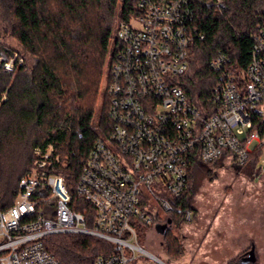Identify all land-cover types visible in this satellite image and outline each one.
<instances>
[{
    "label": "built area",
    "instance_id": "1",
    "mask_svg": "<svg viewBox=\"0 0 264 264\" xmlns=\"http://www.w3.org/2000/svg\"><path fill=\"white\" fill-rule=\"evenodd\" d=\"M138 1L137 14L118 22L103 83L111 132L96 141L76 188L89 209L72 208L64 178L54 174V147L35 149L14 205L0 210V264H60L45 246L57 236L111 244L114 252L95 264H167L140 244L139 229L171 228L177 215L192 220L173 202L188 189L192 161L245 167L264 146V25L243 76L224 53L211 61L220 79L206 116L178 86L192 44L204 38L192 1ZM0 68L12 73L13 58L1 56Z\"/></svg>",
    "mask_w": 264,
    "mask_h": 264
},
{
    "label": "trees",
    "instance_id": "2",
    "mask_svg": "<svg viewBox=\"0 0 264 264\" xmlns=\"http://www.w3.org/2000/svg\"><path fill=\"white\" fill-rule=\"evenodd\" d=\"M191 1L194 27L204 38L192 44L189 70L178 78V86L208 116L220 79L210 63L224 53L233 71L243 76L251 62L252 37L264 25V0ZM138 2L123 0L118 15L119 0H0V57L9 60L15 53L4 42L11 37L22 57L33 61L31 70L19 62L12 73L0 68V210L14 205L20 180L33 167L35 149L50 145L60 157L54 174L64 178L72 208L89 209L77 194V184L96 141L108 137L112 127L108 108L97 130L92 127L93 101L114 45L116 23L136 15ZM253 156L259 162V150ZM197 166L192 161L188 189L173 201L184 212L190 210ZM174 218L175 223L184 221L183 215ZM177 242L174 238L172 246L179 250ZM45 246L60 264H95L114 252L111 244L89 237H51Z\"/></svg>",
    "mask_w": 264,
    "mask_h": 264
},
{
    "label": "rangeland",
    "instance_id": "3",
    "mask_svg": "<svg viewBox=\"0 0 264 264\" xmlns=\"http://www.w3.org/2000/svg\"><path fill=\"white\" fill-rule=\"evenodd\" d=\"M122 7L123 0H119L118 15ZM4 42L15 50L10 56L14 64L27 63L31 70L33 61L22 57L18 42L11 37ZM108 61L93 101L95 130L108 108L103 90ZM255 148L256 143L250 147L252 151ZM259 152V162L257 156H252L245 167L223 160L209 168L199 164L189 191L193 220L174 223L165 236L140 227V244L167 264H239L254 246L256 264H264V146ZM174 238L178 239L179 250L172 246Z\"/></svg>",
    "mask_w": 264,
    "mask_h": 264
},
{
    "label": "water",
    "instance_id": "4",
    "mask_svg": "<svg viewBox=\"0 0 264 264\" xmlns=\"http://www.w3.org/2000/svg\"><path fill=\"white\" fill-rule=\"evenodd\" d=\"M171 223L172 221L169 220L168 224H171ZM169 229L170 227L167 224L156 226V232L162 236H165ZM256 261L257 259H256L255 247L252 246L250 251H248L245 255L242 256L241 263L242 264H256Z\"/></svg>",
    "mask_w": 264,
    "mask_h": 264
},
{
    "label": "flooded vegetation",
    "instance_id": "5",
    "mask_svg": "<svg viewBox=\"0 0 264 264\" xmlns=\"http://www.w3.org/2000/svg\"><path fill=\"white\" fill-rule=\"evenodd\" d=\"M248 251H250V250H248ZM242 258V257H241Z\"/></svg>",
    "mask_w": 264,
    "mask_h": 264
}]
</instances>
